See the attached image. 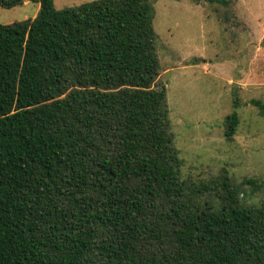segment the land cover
Listing matches in <instances>:
<instances>
[{"label":"trees","instance_id":"obj_1","mask_svg":"<svg viewBox=\"0 0 264 264\" xmlns=\"http://www.w3.org/2000/svg\"><path fill=\"white\" fill-rule=\"evenodd\" d=\"M29 1L0 25V264H264V184L183 178L151 0Z\"/></svg>","mask_w":264,"mask_h":264},{"label":"rangeland","instance_id":"obj_2","mask_svg":"<svg viewBox=\"0 0 264 264\" xmlns=\"http://www.w3.org/2000/svg\"><path fill=\"white\" fill-rule=\"evenodd\" d=\"M93 0H55L57 9ZM158 35L160 80L167 86L172 135L194 184L228 175L240 185L264 184V117L250 105L264 102V0H151ZM39 4L0 7V25L34 19ZM237 105V107H236ZM237 112L233 141L225 120ZM247 200H264L242 186Z\"/></svg>","mask_w":264,"mask_h":264},{"label":"water","instance_id":"obj_3","mask_svg":"<svg viewBox=\"0 0 264 264\" xmlns=\"http://www.w3.org/2000/svg\"><path fill=\"white\" fill-rule=\"evenodd\" d=\"M26 0H16L13 2V5H16V4H21L23 2H25Z\"/></svg>","mask_w":264,"mask_h":264},{"label":"crops","instance_id":"obj_4","mask_svg":"<svg viewBox=\"0 0 264 264\" xmlns=\"http://www.w3.org/2000/svg\"><path fill=\"white\" fill-rule=\"evenodd\" d=\"M39 4V3H38ZM39 9H40V5H39Z\"/></svg>","mask_w":264,"mask_h":264}]
</instances>
